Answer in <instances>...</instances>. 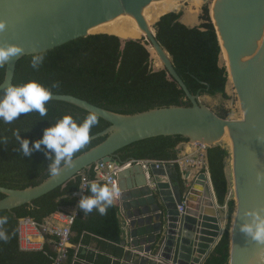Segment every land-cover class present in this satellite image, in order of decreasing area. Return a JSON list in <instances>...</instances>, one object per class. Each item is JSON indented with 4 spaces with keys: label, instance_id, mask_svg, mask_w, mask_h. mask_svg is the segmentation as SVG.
<instances>
[{
    "label": "water",
    "instance_id": "95a60500",
    "mask_svg": "<svg viewBox=\"0 0 264 264\" xmlns=\"http://www.w3.org/2000/svg\"><path fill=\"white\" fill-rule=\"evenodd\" d=\"M154 1L159 0H0V23L6 25L0 30V45L14 44L22 49L0 65L6 67L0 96L15 85L17 62L22 57L96 34L91 32L94 27L130 15L190 101V105L124 114L72 94L52 93L50 100L95 111L107 120L110 125L90 136V141L106 138L73 158V166L38 185L24 189L0 186V193L5 195L0 211L32 203L95 163L114 159L117 151L135 142L181 135L193 144L213 147L229 133L236 186L229 264H264V243L241 231V225L251 219L246 215L250 209L264 215V0H215L211 9L222 53L228 59L229 79L243 107L244 117L239 120L221 117L201 102L200 93L191 92L170 53L158 41L156 29L145 18V8ZM173 171L177 172L176 164L160 168L152 164L149 171L133 164L118 174L119 194L115 199L128 236L123 244L140 255L142 264H202L223 236V206L218 205L207 175L200 173L186 185L180 175L173 178Z\"/></svg>",
    "mask_w": 264,
    "mask_h": 264
},
{
    "label": "trees",
    "instance_id": "16d2710c",
    "mask_svg": "<svg viewBox=\"0 0 264 264\" xmlns=\"http://www.w3.org/2000/svg\"><path fill=\"white\" fill-rule=\"evenodd\" d=\"M181 17L182 13L176 11L160 17L155 24L158 41L170 53L178 73L193 94H222L227 98L228 66L223 63L222 47L209 6L203 7L199 26H188L180 20ZM149 45L151 43L145 40L144 35L131 34L124 39L116 34H90L39 53L44 55L45 60L38 69L31 67L34 54L22 57L17 62L14 84L35 80L51 87L52 93L72 94L124 114L173 104L190 105L184 90L168 70L153 67V53ZM5 70V66L0 67V84L4 80ZM46 107V117L31 112L21 114L10 124L0 120V186L24 189L40 184L51 175L48 169L50 160L43 147L25 157L19 151V143L14 135L16 130L34 142L42 137L45 128L55 124L65 114H71L77 121H82L89 114L63 101L49 100ZM219 115L227 118L229 111L225 109ZM109 125L107 120L99 117V123L92 128L90 136L104 131ZM105 138L101 136L91 140L74 158ZM183 142H189V139L181 135L157 136L128 145L113 157L121 163L143 159L171 161L177 159L178 146ZM230 156V150L221 143L207 150L218 201L221 205H228V226L204 264H229L230 260V229L236 209L235 199H228L230 181L226 167ZM85 173L89 180L96 181L92 168H87ZM82 179L80 174L65 186L54 189L32 203L0 211V217L8 218L2 227L9 236L7 241H0V264H52V256L56 252L48 235H45L47 242L43 249H21L19 219L32 217L43 223L56 211L74 206L76 199L72 193L79 189ZM86 194H89L88 191ZM4 197L0 193V200ZM118 210L115 201L105 215H100L96 210L86 214L80 209L72 236V243L82 245L77 254L79 259L86 260L87 264H120L126 251L122 245L123 229ZM95 240L98 242V251L89 248ZM75 250L70 249L67 261L62 264H72Z\"/></svg>",
    "mask_w": 264,
    "mask_h": 264
},
{
    "label": "clouds",
    "instance_id": "9594fccd",
    "mask_svg": "<svg viewBox=\"0 0 264 264\" xmlns=\"http://www.w3.org/2000/svg\"><path fill=\"white\" fill-rule=\"evenodd\" d=\"M6 27L0 23V30ZM22 49L14 44L0 45V65L17 56ZM43 54H34L31 58V67L38 69L44 63ZM58 87V85H53ZM52 97V88L46 87L38 81L32 80L21 85L8 86L4 94L0 96V120L4 123H12L21 114L37 112L41 117H46L48 101ZM99 123L98 113L90 111L82 120L77 121L71 114H65L55 124L44 129L41 138L31 142L29 138L21 135L16 130L14 135L19 143V151L25 157L31 156L34 151L43 149L50 160L49 173L58 175L64 168L73 166L74 155L90 141L92 128ZM89 194H83L78 203V208L84 213L96 210L100 215H105L107 209L113 205L114 198L119 194L116 185L92 181L87 188ZM247 216L251 217L241 225V231L253 240L264 243V215L257 209H250ZM7 217H0V241H7L9 236L3 225L7 223Z\"/></svg>",
    "mask_w": 264,
    "mask_h": 264
},
{
    "label": "built area",
    "instance_id": "2783aa9c",
    "mask_svg": "<svg viewBox=\"0 0 264 264\" xmlns=\"http://www.w3.org/2000/svg\"><path fill=\"white\" fill-rule=\"evenodd\" d=\"M197 148L196 156L181 155L177 159L171 161L164 160H132L126 163H121L116 159H111L107 162H97L92 167L95 173V180L106 182L109 185H118L119 172L132 166L133 164H141L146 171H149L150 166L155 164L156 168L165 167L168 164H176L181 169L182 179L186 185H189L190 180L200 173L207 175V180L211 182V173L207 160L208 146L202 143L195 144ZM82 183L79 189L72 193V197L76 199V207L79 200L87 190H81L82 187L87 188V185L92 182L87 178V175L82 172ZM183 205L179 206V210L183 211ZM79 211L66 212L58 210L48 216L43 223L37 222L32 217H23L19 219V243L23 250H41L44 248V243L40 240L43 236L48 235L51 238L50 242L54 244L56 254L52 256V264H62L68 258L70 248L72 246L73 225Z\"/></svg>",
    "mask_w": 264,
    "mask_h": 264
},
{
    "label": "rangeland",
    "instance_id": "374dc122",
    "mask_svg": "<svg viewBox=\"0 0 264 264\" xmlns=\"http://www.w3.org/2000/svg\"><path fill=\"white\" fill-rule=\"evenodd\" d=\"M182 4V8L178 11L182 13L183 17H189L195 15H202L203 14V7L204 6H209L210 8V15H211V9L213 6V3L215 0H201L199 3L193 5L191 4V0H180ZM184 14V15H183ZM212 18V17H211ZM201 20V19H200ZM202 23V20H201ZM153 28L155 29V24H152ZM142 39V38H141ZM153 56H152V65L155 69H161L163 68V64L160 61L156 51L152 48L151 45H149ZM223 63L225 64V60L223 59ZM227 94L228 97L225 98L222 94H217L215 96L211 95H201L200 100L203 104L208 106L210 109H212L214 112L217 114L223 113V111L226 109L229 111V115L227 118L229 119H243L244 117V111L243 107L241 104V101L239 99V96L234 88L232 79H229L228 85H227ZM221 144L228 148L230 150V153L232 152V149L228 147V145L222 141ZM227 175L230 181V193L228 196V199L235 198L236 197V186L234 183V178H233V163H232V158L231 156L227 159ZM226 215H227V221H228V208L225 209ZM225 219V225L226 227L228 226V222ZM226 230V229H225Z\"/></svg>",
    "mask_w": 264,
    "mask_h": 264
},
{
    "label": "bare ground",
    "instance_id": "6f19581e",
    "mask_svg": "<svg viewBox=\"0 0 264 264\" xmlns=\"http://www.w3.org/2000/svg\"><path fill=\"white\" fill-rule=\"evenodd\" d=\"M200 1L201 0H191L190 2L191 4L195 5ZM181 8L182 4L180 0H159L154 1L149 6H147L145 8L144 15L148 23L152 27V24H156V22L160 19L162 15L171 11L178 12ZM91 32L116 34L124 39L129 38L131 34L145 36V32L139 28L136 20L130 15H120L111 21L102 23L94 27ZM223 58L226 62V65L229 67L228 59L225 52H223ZM222 141H224L228 145V147L232 149V139L229 133L225 135Z\"/></svg>",
    "mask_w": 264,
    "mask_h": 264
},
{
    "label": "crops",
    "instance_id": "0c3cea01",
    "mask_svg": "<svg viewBox=\"0 0 264 264\" xmlns=\"http://www.w3.org/2000/svg\"><path fill=\"white\" fill-rule=\"evenodd\" d=\"M180 20L183 23H185L186 25L191 26V27L199 26L201 24L200 16L199 15H195V14L193 16H189L187 18L182 16ZM196 153H197V148H196L195 144H193L191 142H183V143L179 144V146H178V156H181V155H192V156L195 155L196 156ZM177 172H174L173 171V174L172 175H173V178L174 179H176L179 175H180V177H182L181 176V169L178 166H177ZM210 186H211L212 193L216 197V201H217L218 205H221L219 203V201H218V198H217L216 191H215V188H214V185H213V181L212 180L210 182ZM115 198H114V201L117 203V201H116ZM221 206H223V210H222V214H221V217H222L221 223H222V226L224 228L223 231L225 232V229H226L225 219L227 221V215L225 214L226 213L225 212L226 211L225 209L228 208V205L225 204V205H221ZM63 211L73 212V211H80V209L78 207H76V203H75L74 206L69 207V208H67V209H65ZM118 218H119V220L121 222V225H122V229H123V239L125 240V239H127L128 236H127V231H126L125 224H124V220H123V218L121 216L120 210H118ZM224 232L222 233V235L224 234ZM74 234L75 233H73V236H74ZM220 239H221V237L219 239H217L216 244L219 242ZM40 240L44 244L47 242V239H46L45 236H43V238H41ZM122 245H123L126 253H125L124 257L120 260V264H142L141 259H140V255L139 254H136V251H132L130 249V245L129 244H127V245L122 244ZM215 245H214V247H215ZM81 247H82L81 244L75 245L74 243H72L71 248L76 249L75 250V255H74L73 260H72V264H76V262H81L82 264H87L86 260L79 259L78 256H77V254L79 252V249ZM89 248L92 249V250H97L98 251V242L96 240L93 241L92 244L89 246ZM205 260L203 261L202 264H204ZM146 264H152V263L151 262H147ZM158 264H161V263H158Z\"/></svg>",
    "mask_w": 264,
    "mask_h": 264
}]
</instances>
